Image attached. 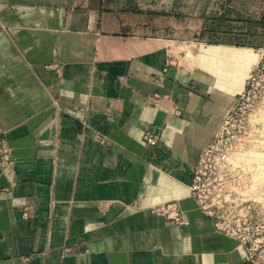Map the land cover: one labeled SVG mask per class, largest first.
<instances>
[{
	"label": "crops",
	"instance_id": "obj_1",
	"mask_svg": "<svg viewBox=\"0 0 264 264\" xmlns=\"http://www.w3.org/2000/svg\"><path fill=\"white\" fill-rule=\"evenodd\" d=\"M262 4L0 0V264H252L191 190L246 79L229 93L182 43L220 8L234 40L204 46L240 49Z\"/></svg>",
	"mask_w": 264,
	"mask_h": 264
},
{
	"label": "rangeland",
	"instance_id": "obj_2",
	"mask_svg": "<svg viewBox=\"0 0 264 264\" xmlns=\"http://www.w3.org/2000/svg\"><path fill=\"white\" fill-rule=\"evenodd\" d=\"M261 13L258 21L251 20L249 12L243 15L247 17L244 33L248 36L236 43L240 49L204 46L225 43L210 34L226 27L222 20L229 18H221L224 13L216 17L205 15L200 31L193 37H184L182 43L186 61L195 66L199 59L205 68L218 73L228 92L242 90L241 80L246 79L245 88L202 151L197 165L201 180L194 198L200 208L211 213L225 234L245 248L246 257L253 264H264V0ZM183 23L190 25L186 20ZM230 28L233 31L243 27L235 24ZM189 31L186 29L185 33ZM213 47L246 51L250 58L236 62L234 69L238 71L233 69L235 63L227 66L226 73L224 67L216 70L212 63H205V50Z\"/></svg>",
	"mask_w": 264,
	"mask_h": 264
},
{
	"label": "built area",
	"instance_id": "obj_3",
	"mask_svg": "<svg viewBox=\"0 0 264 264\" xmlns=\"http://www.w3.org/2000/svg\"><path fill=\"white\" fill-rule=\"evenodd\" d=\"M213 13H211V15H214L216 17V16L224 13V10L217 8L214 10ZM214 16H212V17H214ZM213 38H216L218 41H222V42H228L229 40H234V39H231V37H229L228 35L227 36L215 35V36H213ZM144 140L149 145H156L158 143L157 135L155 133L149 132V131L144 134ZM0 146H1L0 150L3 153V159H6L7 153L5 151V142L3 140L0 141ZM200 180H201V175H200L199 170L196 167L194 172H193V182L191 185L193 197H195L196 191L198 189V182ZM200 209L211 215V213L209 211H207L206 209H203V208H200ZM157 211L159 213H161L163 216H165L167 221L170 223L184 224L187 222L186 217H185L186 213H185V211H183L180 208V206L177 202L162 204L161 206H159L157 208ZM217 226L220 230H223L222 227L219 225V223H217ZM248 261H250V260L248 259ZM250 262H252V261H250Z\"/></svg>",
	"mask_w": 264,
	"mask_h": 264
},
{
	"label": "bare ground",
	"instance_id": "obj_4",
	"mask_svg": "<svg viewBox=\"0 0 264 264\" xmlns=\"http://www.w3.org/2000/svg\"><path fill=\"white\" fill-rule=\"evenodd\" d=\"M205 57H206V61L205 63L207 64V66H209L210 63H212L213 65L211 66L212 68L216 69L217 68H221L224 67L223 69H225L226 71V67L230 66L231 64H233V69L236 66V64L241 63V62H245L250 58V55L248 52L246 51H241V50H231V49H226V48H210V49H206L205 50ZM237 62V63H236ZM231 69V67L229 68V70ZM237 70V68H235ZM234 69V70H235ZM247 69V68H246ZM245 69V70H246ZM219 70V69H218ZM238 71V70H237ZM240 71V70H239ZM228 71H226L227 73ZM234 72V71H233ZM232 72V73H233ZM229 73V72H228ZM231 73V72H230ZM240 73V72H239ZM242 73V72H241ZM224 74V72H223ZM234 74V73H233ZM246 74V73H245ZM244 74V76H245ZM238 77V76H235ZM246 77V76H245ZM245 77H243L242 79H244ZM239 78V77H238ZM240 79V78H239ZM244 82V80H241ZM240 86V85H239ZM238 87V86H237ZM242 89V88H240ZM237 90V89H235ZM230 92V91H229ZM232 92V91H231ZM230 92V93H231ZM224 93V92H223ZM215 98L218 102H223L224 100H227V96L218 92V90L215 93ZM219 104H216V107H218ZM217 112V111H215Z\"/></svg>",
	"mask_w": 264,
	"mask_h": 264
}]
</instances>
